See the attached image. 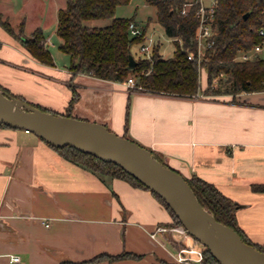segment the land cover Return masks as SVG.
Masks as SVG:
<instances>
[{
	"label": "crops",
	"instance_id": "obj_1",
	"mask_svg": "<svg viewBox=\"0 0 264 264\" xmlns=\"http://www.w3.org/2000/svg\"><path fill=\"white\" fill-rule=\"evenodd\" d=\"M16 39L0 26V84L66 111L73 96L69 64L61 68L54 55V65L42 63ZM73 83L79 98L72 116L104 123L185 177L216 185L237 203L246 236L264 246V189L254 188L264 185V90L206 94L203 85L180 96L87 73ZM169 222L150 189L101 176L31 131L0 126V264H61L124 251L144 256L147 245H161L150 232Z\"/></svg>",
	"mask_w": 264,
	"mask_h": 264
},
{
	"label": "trees",
	"instance_id": "obj_2",
	"mask_svg": "<svg viewBox=\"0 0 264 264\" xmlns=\"http://www.w3.org/2000/svg\"><path fill=\"white\" fill-rule=\"evenodd\" d=\"M130 1L67 0L66 7L59 10L57 25V34L61 38L59 48L70 55L68 69L72 72L70 84L73 96L66 111L50 110L27 100L22 95L10 92L2 84L0 87L11 97L22 98L33 106L67 116H72L73 105L79 98V92L73 83V77L78 73H87L118 82L134 77L136 86L132 89L135 91L180 96L197 94L203 86L200 82L199 65L196 60L188 58L189 52L197 50L199 21L196 14L197 5L191 7L187 14H183L182 8L186 0H146L156 7L157 21L165 28L167 35L174 39L176 49L172 56L165 57L158 41L154 45L151 57L145 55L136 57L137 65L131 67L129 65L131 48L133 44H140L145 40L147 29L143 28L142 35L133 36L130 32V24L136 21L135 17L116 16L118 5L127 4ZM263 8L264 0H218L216 10L218 33L214 46L208 50L207 59L203 62L206 71L204 77L207 78L208 85L204 90L206 94H237L244 91L264 90V54H258L249 60L237 59L242 51L253 48L259 41L258 29L264 21ZM246 13H249L247 18H245ZM100 18H112V22L104 26H90L85 23L86 20ZM0 26L19 39L30 54L40 62L48 65L55 64L54 56L41 27L25 37V20L21 22L20 28L16 29L2 12H0ZM139 86H141L140 89H138ZM0 126L10 127L1 122ZM50 145L67 159L101 176L124 178L134 185L150 189L114 162L103 160L72 146ZM158 159L164 162L162 158L158 157ZM186 179L200 202L218 220L238 231L244 241L264 250V246L254 243L239 226L236 217L238 205L233 199L226 196L213 183L198 176L186 177ZM254 188L264 189V185H255ZM152 192L170 212L171 222L182 223L162 196ZM207 252L210 261L220 264L208 248ZM128 257L141 256L124 251L120 254L102 253L95 256L93 260L107 258L114 261ZM86 263L88 260L61 262V264Z\"/></svg>",
	"mask_w": 264,
	"mask_h": 264
},
{
	"label": "water",
	"instance_id": "obj_3",
	"mask_svg": "<svg viewBox=\"0 0 264 264\" xmlns=\"http://www.w3.org/2000/svg\"><path fill=\"white\" fill-rule=\"evenodd\" d=\"M129 60L131 67L137 65L132 51ZM0 122L31 131L53 146H72L122 166L162 196L220 264H264V250L244 241L238 231L218 220L200 202L181 172L166 165L146 146L116 133L106 124L43 110L22 98L9 96L1 87Z\"/></svg>",
	"mask_w": 264,
	"mask_h": 264
},
{
	"label": "rangeland",
	"instance_id": "obj_4",
	"mask_svg": "<svg viewBox=\"0 0 264 264\" xmlns=\"http://www.w3.org/2000/svg\"><path fill=\"white\" fill-rule=\"evenodd\" d=\"M67 0H0V12L5 18L16 27L20 28V24L25 20V37L41 27L49 38V48L56 58L57 64L64 68L70 62V55L59 48L61 38L57 34L58 13L59 10L65 8ZM116 16L135 17L137 23L147 29L148 41L150 37L154 41L160 42L161 52L165 57L172 56L176 49L174 39L167 35L165 28L157 21V9L154 5L149 4L146 0H131L127 4H120L116 9ZM112 22V18H100L86 20L85 23L90 26H104ZM20 41L19 39H16ZM17 42V41H15ZM21 42V41H20ZM135 57L142 54L140 44L135 43L131 48ZM217 82V81H215ZM201 85H204V92L207 85V78L203 76ZM140 242L147 243L144 239ZM148 253L146 255L138 254L141 257H128L111 261L107 258L93 260L89 259L86 264H161L164 260H172V255L177 254V249L172 244L167 247L162 245H147ZM170 251V252H169Z\"/></svg>",
	"mask_w": 264,
	"mask_h": 264
},
{
	"label": "built area",
	"instance_id": "obj_5",
	"mask_svg": "<svg viewBox=\"0 0 264 264\" xmlns=\"http://www.w3.org/2000/svg\"><path fill=\"white\" fill-rule=\"evenodd\" d=\"M197 5L198 30H197V50L189 52L188 58L196 60L200 70V82L203 81L205 68L203 62L207 59V52L215 44V38L218 33L216 24V10L218 0H186L182 8L183 14H187L189 9ZM264 16V8L262 10ZM130 32L133 36H139L144 33L136 21L131 22ZM259 41L253 48L242 51L237 59L249 60L258 54H264V21L263 25L258 29ZM49 43V38L47 44ZM156 41L150 37L148 41L147 33L145 40L140 43V50L143 55L151 57ZM216 80V79H215ZM131 87L136 86V79L129 77L126 80ZM141 86L138 87L140 89ZM46 225H49L46 222ZM150 237L157 243L167 247V244H172L177 249V254H173L172 260H164L161 264H215L208 258L207 247L193 236L182 223L169 222L166 224H158L154 230L150 232ZM170 252V251H169ZM19 255H11L10 262L20 263Z\"/></svg>",
	"mask_w": 264,
	"mask_h": 264
}]
</instances>
